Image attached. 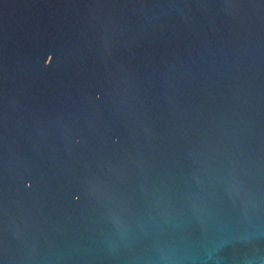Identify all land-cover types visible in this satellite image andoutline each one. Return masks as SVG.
I'll return each instance as SVG.
<instances>
[{"label":"water","instance_id":"water-1","mask_svg":"<svg viewBox=\"0 0 264 264\" xmlns=\"http://www.w3.org/2000/svg\"><path fill=\"white\" fill-rule=\"evenodd\" d=\"M0 264H264V0H0Z\"/></svg>","mask_w":264,"mask_h":264}]
</instances>
